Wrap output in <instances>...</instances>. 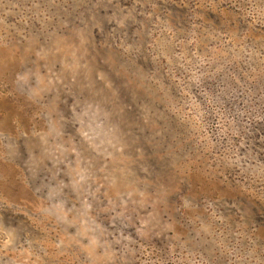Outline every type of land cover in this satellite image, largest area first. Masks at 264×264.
Wrapping results in <instances>:
<instances>
[{"label": "rangeland", "instance_id": "obj_1", "mask_svg": "<svg viewBox=\"0 0 264 264\" xmlns=\"http://www.w3.org/2000/svg\"><path fill=\"white\" fill-rule=\"evenodd\" d=\"M0 264H264V0H0Z\"/></svg>", "mask_w": 264, "mask_h": 264}]
</instances>
